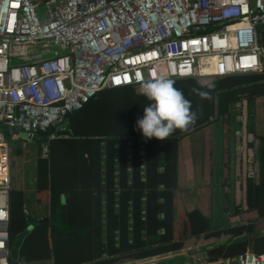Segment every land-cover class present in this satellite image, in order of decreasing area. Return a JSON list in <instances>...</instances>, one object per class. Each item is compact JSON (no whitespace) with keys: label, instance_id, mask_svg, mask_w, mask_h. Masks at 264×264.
Returning a JSON list of instances; mask_svg holds the SVG:
<instances>
[{"label":"trees","instance_id":"obj_1","mask_svg":"<svg viewBox=\"0 0 264 264\" xmlns=\"http://www.w3.org/2000/svg\"><path fill=\"white\" fill-rule=\"evenodd\" d=\"M257 30L264 48V25ZM169 79L183 91L198 118L186 131L177 129L166 140L146 139L136 126L151 103L139 94L143 82L103 89L67 115L69 137L52 139L48 158H38L37 189L47 188V169L52 167L56 185L65 183L63 192L71 194L61 204V189L51 190V215L27 234L19 257L31 258L44 250L52 264H115L179 250L186 238L201 235L225 236L223 243L206 251L213 261L232 254L234 247H241L238 255L243 254L248 244L254 254H264V235L259 234L255 219L212 225L200 209L179 215L177 199L178 188L188 183L183 156L187 149L181 141L202 130L205 166L206 157L210 160L212 155L210 127L220 126V169L229 167L232 108L241 98L252 102L264 95V70ZM209 83L214 89L206 87ZM194 89L209 92L211 98L202 99ZM258 153L260 178L257 183L246 179V198L248 210L264 218V136L259 137ZM211 172L210 165V176ZM226 177L222 176L224 183ZM9 195L11 243L27 226V216L22 192L11 190Z\"/></svg>","mask_w":264,"mask_h":264},{"label":"built area","instance_id":"obj_2","mask_svg":"<svg viewBox=\"0 0 264 264\" xmlns=\"http://www.w3.org/2000/svg\"><path fill=\"white\" fill-rule=\"evenodd\" d=\"M260 25L264 0H0V264H12L11 129L48 158L67 115L103 89L261 71ZM188 264L222 263L197 250ZM224 264H264V254Z\"/></svg>","mask_w":264,"mask_h":264},{"label":"crops","instance_id":"obj_3","mask_svg":"<svg viewBox=\"0 0 264 264\" xmlns=\"http://www.w3.org/2000/svg\"><path fill=\"white\" fill-rule=\"evenodd\" d=\"M252 105L253 107L251 109L253 118L249 120L243 116V118L237 121L238 123L236 122V129L238 127L242 129H237L238 131H235V133L241 134V141L240 138H237V150L236 147L234 148L235 137L233 135L235 123L233 121L231 123V144L228 154L230 162L229 167L222 168V171L220 169V154L218 157L215 150V133H212V155L210 160H208L209 156L206 157L207 161L205 160V166L203 164L201 156L202 153L200 151L201 144L199 145V140L195 139L197 137L193 138V135L198 136L196 135L198 134L197 131L193 132L181 141L183 149H187L184 151L185 154H183V156L184 162L187 164L186 172L184 174L188 183L186 186H181L177 190L179 215L182 212H191L193 210L200 209L202 213L207 216V218L209 217V221H212V225H221L224 222L235 223L246 221L248 219H255L259 234L264 235V218H259L256 210H248L246 198V179L251 178L257 183L260 178L261 162L258 153V143L259 137L264 136V96L261 95L255 97ZM200 132H202V130ZM68 137V135H64L56 139L61 140V138L66 139ZM18 139L25 140L20 137ZM18 139L12 138V140L17 142V149L12 150L10 148V162L12 165L10 169V191L16 190L22 192V208L27 216V221L35 219L45 220L44 222H46L51 215V190L53 188L61 189L59 191V201L61 204L65 203L66 198L71 194V191L68 190L63 192L62 188L65 186V183L63 182L56 185V182L53 179V174L55 172L52 170V167H48L47 169L49 180L47 188H42L40 190L37 189V174L39 169L37 165L39 158L37 155V144L32 142H21L20 144ZM243 142L245 143L243 144ZM248 143H252V145ZM23 144L25 145L23 146ZM191 144L192 146L190 150ZM70 162L71 161H69V163ZM210 165L212 166L211 176L209 173ZM73 169H75V167ZM263 170L264 162L262 171ZM218 171L223 177L227 175V178L230 173L237 174L238 182L235 189H230L231 191H229L227 187L229 182L224 183L223 180H221L218 184L212 182V175H216ZM60 185L63 186L58 187ZM190 188L191 190L193 189L192 192L189 191ZM67 192H69V194H67ZM221 194H223V197ZM61 195L65 196L63 202L60 200ZM227 204H236L237 212L236 208L232 212L226 209L224 206ZM225 240V236L223 235L220 236V238L210 237L208 239L203 238L202 235L200 237H189L184 240L183 247L179 250L136 260L123 259V261H126L115 264H188L192 261V255L197 250L207 251L212 246L223 243ZM250 246L252 245L248 244L245 252L249 251ZM239 248L234 247L235 251H232V254L219 257L218 261L224 264L226 261L236 258ZM44 252V250L37 252L42 256H39L37 253H33L31 258L19 257V263L52 264L51 258L43 256Z\"/></svg>","mask_w":264,"mask_h":264},{"label":"clouds","instance_id":"obj_4","mask_svg":"<svg viewBox=\"0 0 264 264\" xmlns=\"http://www.w3.org/2000/svg\"><path fill=\"white\" fill-rule=\"evenodd\" d=\"M174 85L175 81L163 74L141 84L139 94L151 103L145 106L144 115L137 120L136 126L146 139L155 137L166 140L177 129L186 131L198 118L197 113L192 110L191 102ZM206 87L214 89L215 85L209 83ZM193 91L202 99L211 98L209 92L197 89Z\"/></svg>","mask_w":264,"mask_h":264},{"label":"rangeland","instance_id":"obj_5","mask_svg":"<svg viewBox=\"0 0 264 264\" xmlns=\"http://www.w3.org/2000/svg\"><path fill=\"white\" fill-rule=\"evenodd\" d=\"M39 12H40V14H39L40 16H41V14H43L45 12V7L43 5L40 7V11ZM262 70H264V64L262 66ZM252 103H253V101L252 102H248L244 98H241L238 102L235 103L234 107L232 108V119H233V122L235 123L234 130H233L234 131L233 135L235 137V140H234L235 141L234 148L237 145V138H240V141H241V134L235 133V131L242 130V129H240V127L237 128L238 130L236 129V124L238 123L237 121H239V119L243 118V116L246 117L249 120L251 118H253V116H252V109H251L253 107ZM211 129H212V133H215L214 134V138L216 139V141H215V150H216V152L218 154V157H219V154H220V144L218 142V139H220V126L218 127V125L216 126V124H213L210 127V130ZM196 131L198 133L196 135H198V136L193 135L194 136L193 138L197 137L195 139H198L199 140V145H200L202 143V132H200L201 130H196ZM18 140H19L20 144H21V142H23V143H30V142H27L26 140H20V139H18ZM8 141H9V147L12 150H16L17 149V142H15V140H12V138H9ZM56 143H58V142H56ZM244 143L245 142H243V144ZM24 145L25 144H23V146ZM29 145H33V144H29ZM49 148H50V144H49ZM237 149H238V147H236V150ZM19 150H20V148H19ZM37 151H38L37 155L39 156L40 155V149H39L38 145H37ZM240 151H241V149H240ZM11 166L12 165H10V169H11ZM10 175H11V170H10ZM212 176H213L212 177V182H214L215 184H218L219 182H221L222 176H221V174H220L219 171L216 173V175H212ZM227 182H229L227 184L228 185L227 187H228L229 191H231L230 189H235V187L237 185V182H238V176H237V174H231L230 173L229 176H228V178H227ZM192 190H191V188L189 189L190 192H192ZM229 191H227V192H229ZM224 193H226V192H224ZM223 194H221L222 197H223ZM224 207L226 209H228L229 211L232 212V211L235 210L236 204H227Z\"/></svg>","mask_w":264,"mask_h":264},{"label":"water","instance_id":"obj_6","mask_svg":"<svg viewBox=\"0 0 264 264\" xmlns=\"http://www.w3.org/2000/svg\"><path fill=\"white\" fill-rule=\"evenodd\" d=\"M11 131L16 134L18 137L22 139H26V135L22 132H19L17 129L13 128ZM70 130L59 131L61 135H68ZM69 194V192H67ZM65 199L64 195H61L60 200L63 202ZM45 220H35L31 219L27 221V226L11 241V249H10V259L12 264H20L19 256H20V247L27 236V234L38 224L44 222ZM249 261L251 260L252 255L254 254L252 246L249 247Z\"/></svg>","mask_w":264,"mask_h":264},{"label":"bare ground","instance_id":"obj_7","mask_svg":"<svg viewBox=\"0 0 264 264\" xmlns=\"http://www.w3.org/2000/svg\"><path fill=\"white\" fill-rule=\"evenodd\" d=\"M212 60V65H215L216 64V58L214 57V58H212L211 59ZM205 73H207V72H209V71H212V69L211 68H208L207 70H203Z\"/></svg>","mask_w":264,"mask_h":264}]
</instances>
